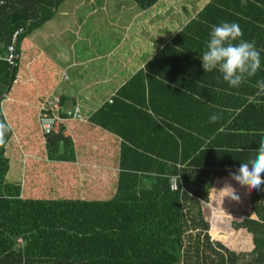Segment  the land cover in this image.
Listing matches in <instances>:
<instances>
[{"label":"trees","instance_id":"16d2710c","mask_svg":"<svg viewBox=\"0 0 264 264\" xmlns=\"http://www.w3.org/2000/svg\"><path fill=\"white\" fill-rule=\"evenodd\" d=\"M64 1L0 0V101L19 71L21 43ZM158 1L134 0L141 10ZM189 1L193 17L88 118L95 132L119 141L118 177L108 194L74 165L79 122L69 123L72 136L63 134V125L46 136L30 128L20 134L23 152L6 133L0 145V264H264V184L248 189L253 216L231 222V229L250 235L249 252L212 240L206 218L215 180L252 159L264 139V96L257 97L255 87L264 80V0ZM222 22L238 23L241 39L254 41L260 52V69L238 88L216 70L204 72L199 59L211 27ZM16 31L19 56L12 66L3 57ZM214 113L221 118L210 123ZM10 163L13 191L6 180ZM36 165L44 167L42 175ZM49 183L65 197L42 198L38 193Z\"/></svg>","mask_w":264,"mask_h":264},{"label":"crops","instance_id":"0c3cea01","mask_svg":"<svg viewBox=\"0 0 264 264\" xmlns=\"http://www.w3.org/2000/svg\"><path fill=\"white\" fill-rule=\"evenodd\" d=\"M206 1L203 0V4ZM62 5L61 42L51 43L47 37L49 33H38L53 29L45 25L49 26L55 15L29 33L21 43V64L11 91L0 101V120L9 127V139L13 136L18 148H22L19 146L20 134L36 127L39 131L38 113L42 103L58 97L61 111L65 113L77 106L85 121L65 117L63 134L72 136L69 123L79 122L76 125L77 138H73L74 165L85 171V176L105 187L102 189L104 193L118 177L119 141L116 145L112 134L105 130L95 132L96 127L89 123L88 118L104 103H109L116 91L143 69L147 61L169 43L197 11L189 0H159L145 10H141L134 0H65ZM58 11L59 8L57 14ZM43 162L51 165L47 159ZM60 165L59 170L54 171L58 175L63 174V163ZM11 169L10 163L6 180L14 182ZM22 172L21 177L24 176ZM225 184L236 189L240 197L238 202L231 200L228 192L219 193ZM244 196L246 199L243 201ZM249 198L250 192L246 187L242 188L229 177H221L215 180L207 204L227 213H237L240 208L242 213L251 216ZM220 200L228 206L220 204ZM227 229L238 237L237 244L230 250L249 252L252 249L248 233L234 231L231 224ZM229 232L226 233L229 235ZM218 241L228 249L232 245L222 238Z\"/></svg>","mask_w":264,"mask_h":264},{"label":"clouds","instance_id":"9594fccd","mask_svg":"<svg viewBox=\"0 0 264 264\" xmlns=\"http://www.w3.org/2000/svg\"><path fill=\"white\" fill-rule=\"evenodd\" d=\"M241 3L245 4L246 0H241ZM242 36L238 23L222 22L213 25L204 51L199 55L204 72L218 71L230 88H238L247 78L254 77L261 67L260 52L255 42L243 40ZM255 87L256 96H264V80L258 81ZM220 118V115L214 113L209 117V122L215 123ZM8 131L7 123L0 120V145L5 143ZM258 145L252 159L241 162L234 172L229 170L230 180L250 191H256L264 184V139ZM221 192H228V197L233 201L238 202L240 199L236 189L230 184H225L219 193Z\"/></svg>","mask_w":264,"mask_h":264},{"label":"rangeland","instance_id":"374dc122","mask_svg":"<svg viewBox=\"0 0 264 264\" xmlns=\"http://www.w3.org/2000/svg\"><path fill=\"white\" fill-rule=\"evenodd\" d=\"M72 1V0H71ZM198 1V0H197ZM198 4H199V1H198ZM69 7L70 5H65L64 7ZM67 10L69 11L70 9L67 8ZM45 27H52L53 29H51L50 31L46 32V31H40L38 32L39 34L41 33H49L47 34V37L49 39V41L51 43H54L55 41H59L61 42L63 40V37H61L62 35V32H63V5H61L59 7V11H58V14H56L55 18L53 19V21L50 22L49 26L45 25ZM61 35H60V34ZM61 37V40H59V38ZM52 100V99H51ZM51 100H46L44 103H42L41 107L39 108V110L43 107V106H46V105H49L50 101ZM39 127V125H38ZM37 128V127H36ZM33 129V128H32ZM42 136V135H41ZM13 136H11V140H12ZM42 139V138H41ZM14 141V140H13ZM15 142V141H14ZM35 142V141H34ZM22 143V142H21ZM21 143L19 144V146H21ZM35 143H39L41 144L42 141L39 139V137L36 139V142ZM17 143H14V147H16ZM9 147V146H8ZM14 147H10V150L12 151L13 154H16V156L18 155L15 151V148ZM21 151L23 152V148H20ZM20 151V150H19ZM28 153V152H27ZM25 153H23L24 155ZM39 154H33V155H30L31 158H35L37 159L36 157H38ZM40 157H42V160L40 161H43L44 158V155L41 154ZM38 160V159H37ZM34 167H39V171L41 172V175H42V172L45 171L44 167L42 166H34ZM64 169H69V168H64ZM19 170H16L15 172L18 173ZM38 173L39 171L36 170ZM51 172V171H49ZM34 173V171L31 173V171L28 172L27 174V179L28 180H31L32 179V174ZM53 173V171H52ZM46 174V173H45ZM49 177L50 175L47 174L45 175V177ZM72 181L73 184H75V181L74 179L70 180ZM10 180H8V184H9ZM19 184V183H18ZM10 185V184H9ZM11 186V185H10ZM9 186V187H10ZM19 186V185H18ZM64 187V185H63ZM10 188H12V190H15L17 189V185L16 187H13L11 186ZM44 188V191L43 192H40L38 194H40L42 196V198H60V196H63L65 197V193L61 194L59 192V188L58 186L55 184V183H49L48 185H46V188ZM23 188H21V192H22ZM104 193H107V192H104ZM108 194V193H107ZM34 195V194H32ZM41 196H39L41 198ZM71 197V196H70ZM99 197H104L103 194H100ZM74 198H77V197H74ZM246 199V197L244 196V199H242L243 201ZM222 200V199H221ZM220 200V204H222L223 202ZM224 204V203H223ZM211 204H206V206L208 207V209L210 208V212L207 213L206 215V218L208 219L209 223H210V229H209V235L211 237V239L213 240H217L218 239H223L225 241V243H229V245L231 246H228L229 249L237 244L238 242V237H235L234 235V232L227 229L231 222L234 220V219H239L240 217L242 216H245V214H248V213H242V209H238L237 213H234V212H228L225 211H220L222 209H219L217 206L215 205H211ZM225 207H227L228 205L227 204H224ZM213 206V207H212ZM231 208V207H229ZM225 209V208H224ZM236 209V208H235ZM214 229L215 230V235L213 236L212 233L210 234L211 230ZM226 232H229V235L226 233ZM230 236V237H229ZM231 238V239H230ZM228 239H230V241L228 242Z\"/></svg>","mask_w":264,"mask_h":264},{"label":"built area","instance_id":"2783aa9c","mask_svg":"<svg viewBox=\"0 0 264 264\" xmlns=\"http://www.w3.org/2000/svg\"><path fill=\"white\" fill-rule=\"evenodd\" d=\"M18 32L19 31L13 33L11 43L6 48V55L3 57V60L12 66L16 64L15 61L19 56L15 49V41ZM1 59L2 56L0 55V60ZM49 100H51L49 105L43 106L38 113L39 129L41 134L45 136L57 132L62 123L65 121V118H62L58 113L61 109L59 98L51 97ZM66 118H71L77 121H85L83 116L80 114L78 107H74L72 110H69L66 113ZM172 187L175 188V183H172Z\"/></svg>","mask_w":264,"mask_h":264},{"label":"water","instance_id":"95a60500","mask_svg":"<svg viewBox=\"0 0 264 264\" xmlns=\"http://www.w3.org/2000/svg\"><path fill=\"white\" fill-rule=\"evenodd\" d=\"M52 139H54L53 136H52L51 138H49L48 141H50V140H52ZM62 151H63V142L60 141V142H59V153H62Z\"/></svg>","mask_w":264,"mask_h":264}]
</instances>
